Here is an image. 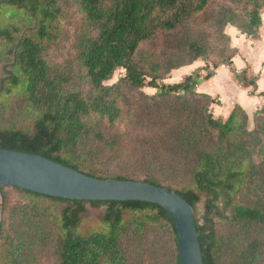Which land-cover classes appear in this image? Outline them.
Instances as JSON below:
<instances>
[{"label":"trees","instance_id":"1","mask_svg":"<svg viewBox=\"0 0 264 264\" xmlns=\"http://www.w3.org/2000/svg\"><path fill=\"white\" fill-rule=\"evenodd\" d=\"M213 1L79 0L84 28L74 38L75 64L60 70L49 59L52 45L66 35L58 0H0V58L8 68L0 82V149L41 156L97 179L167 188L195 211L203 264H223V251L245 243V264H256L264 237V91L249 129L241 106L216 118L218 98L197 87L225 66L238 84L257 88L258 77L235 69L238 50L224 30L258 39L264 0H230L206 15L203 29L192 30L190 23ZM159 34L166 51L142 53ZM218 41L222 59L212 56ZM197 61L203 66L182 81L163 82ZM119 70L123 75L106 84ZM146 87L155 93H143ZM126 123L143 130L145 152L133 175L111 174L107 157L121 147L125 133L118 126ZM13 189L21 197L11 204L0 189V264H36L43 250L52 264H133L129 244L141 247L140 254L150 244L155 264H179L176 229L156 204L72 201ZM87 205L104 212L100 228L82 232Z\"/></svg>","mask_w":264,"mask_h":264},{"label":"water","instance_id":"2","mask_svg":"<svg viewBox=\"0 0 264 264\" xmlns=\"http://www.w3.org/2000/svg\"><path fill=\"white\" fill-rule=\"evenodd\" d=\"M19 188L72 201H138L160 206L177 232L179 264H203L193 207L167 188L97 179L41 156L0 149V189Z\"/></svg>","mask_w":264,"mask_h":264},{"label":"rangeland","instance_id":"3","mask_svg":"<svg viewBox=\"0 0 264 264\" xmlns=\"http://www.w3.org/2000/svg\"><path fill=\"white\" fill-rule=\"evenodd\" d=\"M78 1L79 0H58L63 11V18L61 19L62 21L61 28L62 30H64V33L66 35H64V38L63 40L60 41V44L52 45L51 49L54 50L55 52L53 54H50L49 59L60 70H63V68L68 70L69 65L73 66L75 64L74 62L75 53L73 49L74 38L84 28L83 17L82 14L79 12V8H78ZM229 1L230 0H214L205 14L199 15L195 21L190 23V27L192 28V30L198 31L200 29H203L204 19L206 15H210L212 11H216L223 5H228ZM262 19H263V15H262ZM227 28H225L224 31L228 35L226 30ZM161 35L162 34H159L153 43L142 45L141 52L142 53L146 52L148 56L151 57L161 56L162 53L165 52L167 49V40ZM225 44L228 48L229 45H227V43ZM216 46H218V49H216L215 53L212 54V56H217L221 59L224 58L226 54L223 56L219 52L220 49L224 50V45L222 44V41L216 42ZM210 59L215 60L216 58L212 57ZM5 66L6 63L4 59L0 58V82L5 76L4 71L8 69L7 67L5 68ZM75 71H76V66H75ZM207 73L208 71H205L202 75L204 76ZM122 75H123V71L120 70L117 71L114 74L113 78L110 81H108L106 84L111 85L115 83ZM184 78L179 79L177 78L176 75L173 76V72H171L168 76H166L163 82L172 84L175 83L177 79H179L178 81H182ZM142 92L147 95H151L155 93V90L146 87L142 90ZM15 111L16 110H14V112ZM253 125L251 123L250 124L248 123V128L253 129ZM118 128L125 133V139L121 144V147L117 150V152L107 157V161H108L107 169L111 174L118 173V174L133 175L134 174L133 172L135 170L134 167L135 163L142 157L143 153L145 152V146L141 144L143 130H140L138 127L131 125L130 123L120 124ZM4 194L6 195V201L8 204H11L12 202L19 200L21 197L17 193V191H15L11 187L4 188ZM204 201H205V195H202L201 202L196 206V211H197L196 218L198 219L200 224L202 223V215L204 213ZM58 206L62 207L63 205L58 204ZM103 212H104V207H91L90 205H87V212L83 216L81 222V231L85 232L88 230L100 228V220ZM3 218H4V207H3V202L0 198V220H3ZM214 221L216 222L218 221L217 217H214ZM164 237L161 238V241L164 240L166 242V246L164 247L170 249V247H172L171 242L169 238L166 240ZM262 240L263 241L260 242L261 244L258 245L260 256L256 264H264V237L262 238ZM129 248H130L129 255L133 260V264H155L156 261H159V259H157L155 255L151 253L150 244H146L143 247V253L141 254L139 252L141 247L139 248L134 244H129ZM158 251L160 253V250ZM248 252L249 251H248L247 243H245L244 246L240 245L238 247V251H233L232 249L223 251L221 255L222 262L223 264H242V263L245 264L246 259L243 258V255ZM47 253L48 252L43 250L42 254L37 258L36 264H52L53 257L52 255ZM159 255H161V253Z\"/></svg>","mask_w":264,"mask_h":264},{"label":"crops","instance_id":"4","mask_svg":"<svg viewBox=\"0 0 264 264\" xmlns=\"http://www.w3.org/2000/svg\"><path fill=\"white\" fill-rule=\"evenodd\" d=\"M264 14L263 25L260 29L259 38L253 40L239 33L236 29L229 27L227 33L233 47H236L238 54L233 58V64L237 71L248 70V74L258 77L257 88H245L238 84L230 70L222 66L215 71V76L203 82L197 87V91L218 98L219 105H213L212 110L216 118L226 119L233 107L237 104L247 113L249 124L253 125L255 113L261 108L264 91ZM201 62H195L190 66L182 67L173 72V76L184 78L195 70L201 68ZM204 73V72H203ZM202 73V74H203ZM177 79L176 82H180ZM253 92V94H251Z\"/></svg>","mask_w":264,"mask_h":264}]
</instances>
